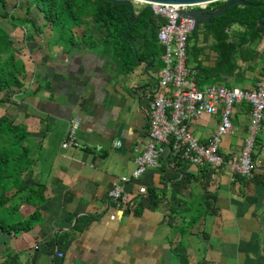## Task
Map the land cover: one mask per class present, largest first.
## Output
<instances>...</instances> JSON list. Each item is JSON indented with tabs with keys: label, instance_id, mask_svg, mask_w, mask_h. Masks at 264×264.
<instances>
[{
	"label": "crops",
	"instance_id": "1",
	"mask_svg": "<svg viewBox=\"0 0 264 264\" xmlns=\"http://www.w3.org/2000/svg\"><path fill=\"white\" fill-rule=\"evenodd\" d=\"M134 6L139 14L142 6ZM7 10L28 20L2 25L24 71L21 85L0 89V117L28 131L32 163L25 182L43 185L46 198L21 205L24 217L39 213L30 230H0V264L7 252L19 253V264H264V129L255 142L253 178L238 176L228 162L214 170L168 154L167 163L163 159L123 182L147 142L148 93L158 84L164 46L150 30L138 42L125 43L121 56L105 27L83 23L60 35L31 0H14ZM204 24L190 44L197 39L204 49L200 60L214 66L218 53ZM256 49L255 61L238 58L234 75L212 84L256 88L264 78V36ZM251 108L248 101L233 107L235 132L223 136L220 148L228 161L241 153ZM73 116L81 118L78 141L86 148L61 146ZM219 121V112L204 114L190 120L189 128L206 141ZM116 183L128 202L111 200Z\"/></svg>",
	"mask_w": 264,
	"mask_h": 264
},
{
	"label": "trees",
	"instance_id": "2",
	"mask_svg": "<svg viewBox=\"0 0 264 264\" xmlns=\"http://www.w3.org/2000/svg\"><path fill=\"white\" fill-rule=\"evenodd\" d=\"M250 5L233 4L220 16H213L212 22L205 23V36L213 37L211 47L218 53L214 66H207L200 60L204 49L199 46L197 39L189 42L187 62L195 70V77L200 88L234 75L239 69L238 58L255 61L257 58V43L264 36V0H246ZM44 14V18L53 24L60 35L71 33L72 29L83 23L97 24L105 27L107 40L112 42L118 54L123 56L128 49L125 43H136L153 31L157 37L158 25L163 22L156 17L150 7L142 6L140 15H134V22L130 21L132 5L127 2L114 3L112 0H31ZM224 6L218 1L214 8ZM29 13V11L27 12ZM0 17L14 22L18 19L7 10V0H0ZM237 26L236 29L231 28ZM198 32L190 36V40L197 38ZM8 31L0 25V89L9 91L14 86L22 84L20 75L24 71V64L17 58L18 51ZM134 52V46L129 48ZM126 59V58H125ZM253 67V66H251ZM128 65L126 70H130ZM264 69V61H263ZM5 100V98H3ZM28 131L26 128L8 116L0 117V230L4 232H20L31 229L38 218V211L28 217L21 215L22 204L35 200L43 201L45 188L43 185L31 186L25 182V173L30 168L32 160L28 146ZM179 159V163L186 160L171 153L170 158ZM164 157L161 159L163 160ZM167 161V157L164 159ZM239 176V175H238ZM156 188L148 190L151 200L158 203ZM36 202V201H35ZM4 264H19L20 254L7 252L4 254Z\"/></svg>",
	"mask_w": 264,
	"mask_h": 264
},
{
	"label": "built area",
	"instance_id": "3",
	"mask_svg": "<svg viewBox=\"0 0 264 264\" xmlns=\"http://www.w3.org/2000/svg\"><path fill=\"white\" fill-rule=\"evenodd\" d=\"M140 6H148L153 14L162 18L158 25L157 39L164 46V66L157 86L150 89L149 130L147 142L142 149H137L136 169L131 175L121 176V181L141 177L148 167L160 163L168 154L174 153L179 158L198 166H208L217 170L226 162L234 172L245 178L255 175L253 156L257 134L264 129V78L256 88L245 89L240 86L210 84L200 88L195 70L187 62V50L195 20L186 11L192 9H211L217 1H204L185 4H165L144 0H133ZM251 103V122L248 136L241 153L236 160L228 161L221 152V142L225 135L235 132L232 110L236 103ZM220 114L216 130L206 141L198 139L189 128V121L204 114ZM81 118L69 119L67 137L62 141L63 148H86L78 141ZM115 145H121L117 141ZM101 149V146H98ZM140 192H147L145 186ZM111 200L120 205L128 202V194L120 183L109 190ZM58 256H62L58 252Z\"/></svg>",
	"mask_w": 264,
	"mask_h": 264
},
{
	"label": "water",
	"instance_id": "4",
	"mask_svg": "<svg viewBox=\"0 0 264 264\" xmlns=\"http://www.w3.org/2000/svg\"><path fill=\"white\" fill-rule=\"evenodd\" d=\"M114 3L118 2H127L132 5V14L130 21L134 22L136 19L134 18L135 15V6L133 0H112ZM144 1H152L157 3H165V4H185V3H196V2H204L208 0H144ZM211 1H218V0H211ZM224 2V6H220L215 9H192L185 12V14L189 15L195 20L194 30L192 34L195 33V30L198 28L200 22L209 23L212 22L213 16H220L225 13L229 6L233 4H241V5H250L251 2L246 0H220ZM136 15H140L136 14ZM262 19H264V15L259 18V23H262Z\"/></svg>",
	"mask_w": 264,
	"mask_h": 264
},
{
	"label": "rangeland",
	"instance_id": "5",
	"mask_svg": "<svg viewBox=\"0 0 264 264\" xmlns=\"http://www.w3.org/2000/svg\"><path fill=\"white\" fill-rule=\"evenodd\" d=\"M13 1L14 0H8L7 4H8V9H11V5H13ZM8 20L6 18L0 17V25L2 26L5 22H7Z\"/></svg>",
	"mask_w": 264,
	"mask_h": 264
}]
</instances>
